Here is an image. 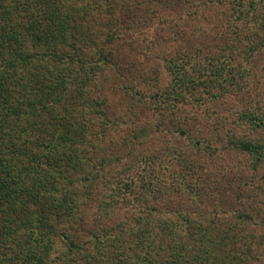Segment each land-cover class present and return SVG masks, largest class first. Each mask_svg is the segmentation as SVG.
Listing matches in <instances>:
<instances>
[{
	"label": "trees",
	"instance_id": "trees-1",
	"mask_svg": "<svg viewBox=\"0 0 264 264\" xmlns=\"http://www.w3.org/2000/svg\"><path fill=\"white\" fill-rule=\"evenodd\" d=\"M0 264H264V0H0Z\"/></svg>",
	"mask_w": 264,
	"mask_h": 264
},
{
	"label": "rangeland",
	"instance_id": "rangeland-1",
	"mask_svg": "<svg viewBox=\"0 0 264 264\" xmlns=\"http://www.w3.org/2000/svg\"><path fill=\"white\" fill-rule=\"evenodd\" d=\"M189 20V19H188Z\"/></svg>",
	"mask_w": 264,
	"mask_h": 264
}]
</instances>
